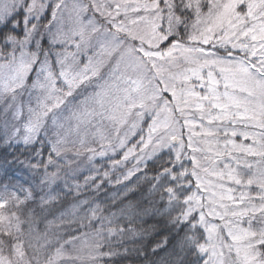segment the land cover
<instances>
[{"label": "snow or ice", "instance_id": "obj_1", "mask_svg": "<svg viewBox=\"0 0 264 264\" xmlns=\"http://www.w3.org/2000/svg\"><path fill=\"white\" fill-rule=\"evenodd\" d=\"M0 147V264H264V0H0Z\"/></svg>", "mask_w": 264, "mask_h": 264}, {"label": "trees", "instance_id": "obj_2", "mask_svg": "<svg viewBox=\"0 0 264 264\" xmlns=\"http://www.w3.org/2000/svg\"><path fill=\"white\" fill-rule=\"evenodd\" d=\"M8 151H9V152H15L16 154H18V152H16V149H10V150H8ZM4 152H5V149H3L2 147H0V155H3ZM9 158H11V157H9ZM116 158L118 159L119 156H117ZM21 159H23V156H21ZM98 163H99V161H98ZM128 166H131V164L129 163ZM123 170H124L123 168L117 169V174H119V173L122 172ZM17 171L19 172V174H18V175H13V176H12V180H13V182H15L16 179H23L24 173H23L22 170L19 169V166H17ZM10 174H11V173H10ZM69 200H71V197H69ZM49 219H53V218H52V217H49ZM60 227L63 228L64 226L61 225ZM43 228H44V224L42 223V224L40 225V229L43 230ZM56 230H57V229H56V225L54 224V225L52 226V231H56Z\"/></svg>", "mask_w": 264, "mask_h": 264}]
</instances>
